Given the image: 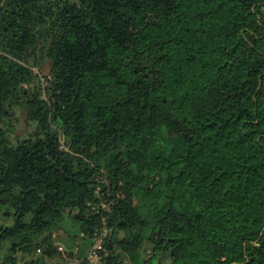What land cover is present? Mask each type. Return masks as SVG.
<instances>
[{"label":"trees","instance_id":"trees-1","mask_svg":"<svg viewBox=\"0 0 264 264\" xmlns=\"http://www.w3.org/2000/svg\"><path fill=\"white\" fill-rule=\"evenodd\" d=\"M102 230L100 264H264V0H0V264Z\"/></svg>","mask_w":264,"mask_h":264},{"label":"rangeland","instance_id":"rangeland-1","mask_svg":"<svg viewBox=\"0 0 264 264\" xmlns=\"http://www.w3.org/2000/svg\"><path fill=\"white\" fill-rule=\"evenodd\" d=\"M33 70L38 77H41L42 80L43 75L47 73V69L45 67L42 69L34 67ZM16 129L18 133H21V135L25 134L27 131L22 122L16 123ZM57 229L58 230L56 232H58L59 237L55 239V244L58 243L66 248H70V246H72V240L78 233V225L70 217L66 216L60 221ZM61 245L58 247H63Z\"/></svg>","mask_w":264,"mask_h":264},{"label":"built area","instance_id":"built-area-1","mask_svg":"<svg viewBox=\"0 0 264 264\" xmlns=\"http://www.w3.org/2000/svg\"><path fill=\"white\" fill-rule=\"evenodd\" d=\"M105 237V231H97L93 237V245L87 255L88 264H100V251L102 250V243ZM59 251H63L62 247L58 248Z\"/></svg>","mask_w":264,"mask_h":264},{"label":"crops","instance_id":"crops-1","mask_svg":"<svg viewBox=\"0 0 264 264\" xmlns=\"http://www.w3.org/2000/svg\"><path fill=\"white\" fill-rule=\"evenodd\" d=\"M59 245H60V244H59ZM77 247H78V245L75 247L74 250H77ZM88 251H89L88 248H84V249H83V253H85V254L88 253Z\"/></svg>","mask_w":264,"mask_h":264}]
</instances>
